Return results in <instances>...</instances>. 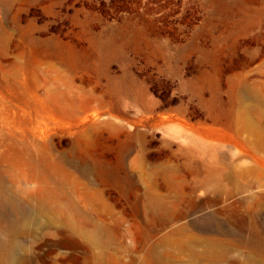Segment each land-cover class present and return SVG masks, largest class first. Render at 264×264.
<instances>
[{
    "label": "rangeland",
    "instance_id": "obj_1",
    "mask_svg": "<svg viewBox=\"0 0 264 264\" xmlns=\"http://www.w3.org/2000/svg\"><path fill=\"white\" fill-rule=\"evenodd\" d=\"M1 187L42 208L29 235L0 231L28 264H97L90 232L101 264H252L203 242L264 231V0H0Z\"/></svg>",
    "mask_w": 264,
    "mask_h": 264
},
{
    "label": "bare ground",
    "instance_id": "obj_2",
    "mask_svg": "<svg viewBox=\"0 0 264 264\" xmlns=\"http://www.w3.org/2000/svg\"><path fill=\"white\" fill-rule=\"evenodd\" d=\"M214 118L216 116H213ZM128 147L125 148L124 154L127 152ZM26 166L30 169L32 176L37 177L43 186H47L50 181V176L46 170L42 168L41 163L36 160L32 155L24 157ZM98 169L103 177H108L119 187L121 194L124 196L132 207H136V201L131 200L127 192V182L116 176L115 170L106 164H99ZM212 188L214 191L220 193H229V187L222 184V177L216 176L212 179ZM57 185V184H56ZM58 189H53L56 198L57 206L59 207L60 213H64V208L69 210L70 214L67 219L71 220L70 215L74 217V220L78 222L81 228L87 225H91L96 228V223L89 217L84 209L74 203L69 196L57 185ZM60 189V190H59ZM94 195L102 194V190H98ZM65 201V206L61 205V201ZM42 208L39 204L35 206H27L20 204L11 194L3 187L0 189V231L4 234H19L29 235L35 228V215L40 214ZM49 224H53V220L48 221ZM238 229L243 231L241 237L238 239V244L229 246L222 245L218 240H211L203 242L205 245V252L210 254L212 258H220L227 254V252L241 248L244 253V258L252 264H264V231H258L254 225L245 223L244 221L238 222ZM258 229V230H257ZM235 235V232H232ZM92 237L93 243L96 247L100 248V252L94 256L98 259L97 264H101L100 259L103 256L104 243L96 238L92 232L88 233ZM65 246L70 250L67 255L74 257V250L78 247L77 242L68 241L64 243ZM183 247L187 248V243L183 244ZM24 247L21 244H17L9 239H0V264H28L29 259L24 253ZM90 256L85 255L84 261L88 262ZM132 264V263H131ZM153 264H158L154 260Z\"/></svg>",
    "mask_w": 264,
    "mask_h": 264
}]
</instances>
